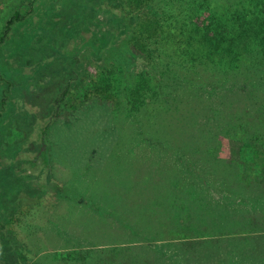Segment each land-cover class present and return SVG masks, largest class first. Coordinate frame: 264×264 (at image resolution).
<instances>
[{
  "label": "trees",
  "instance_id": "16d2710c",
  "mask_svg": "<svg viewBox=\"0 0 264 264\" xmlns=\"http://www.w3.org/2000/svg\"><path fill=\"white\" fill-rule=\"evenodd\" d=\"M37 1L29 0L28 9L13 11L0 26V127L14 117L13 110H19L20 119L26 116L36 83L48 82L52 76L37 77L36 72H29L34 58L51 63L50 54L30 55L34 28L27 22L37 16L35 26L42 29ZM246 1L107 3L100 10L101 24L96 29L97 62L85 68L81 85H74L76 78L69 80V87L56 99L52 116L57 123L68 116L74 122L70 124H76L80 115L90 116L91 111L112 112V108L121 106L119 95L124 97L129 90L127 95L133 98L130 115L143 116L138 131L150 149L158 150L156 155L162 160L160 164L155 160L160 169V183L155 187L163 201L153 209L160 219L151 220L153 226L156 221L159 226L157 238L179 239L180 235L197 233L194 237L209 240L216 238L211 236L213 233L221 234L218 241H207L211 247L204 248L198 257L188 241L183 243L178 250L179 260L193 264H261L260 256L246 250L256 246L226 237L228 232L264 227V222L257 220L259 214L257 219L247 220L240 204L264 206V1L256 5L258 11L244 6ZM0 3L6 8L7 0ZM120 43L137 60V74L129 87L131 79L125 76L123 66L101 64L107 62L108 54L115 55ZM90 44L86 49L90 50ZM77 61L81 62L79 58ZM49 128L46 126L41 134L47 147ZM224 138L238 147L228 159L221 156ZM17 152L13 150L9 159L14 161ZM164 157L167 162H163ZM146 177L151 179V174ZM17 185L9 191L19 192L29 184ZM256 190L262 199L259 195L248 196ZM220 193L225 203L219 208L214 200L218 202ZM199 197L211 198L213 204L197 205L196 201L202 200ZM36 209L21 206L8 225L18 218L29 223L28 213ZM201 238H196L197 242ZM227 249L235 250L238 257L229 259ZM152 259L166 264L154 256L149 262Z\"/></svg>",
  "mask_w": 264,
  "mask_h": 264
},
{
  "label": "rangeland",
  "instance_id": "374dc122",
  "mask_svg": "<svg viewBox=\"0 0 264 264\" xmlns=\"http://www.w3.org/2000/svg\"><path fill=\"white\" fill-rule=\"evenodd\" d=\"M113 1L38 0L35 6L42 29L35 26L37 16L27 22L34 28L30 55L50 54L51 62L31 58L29 72H36L37 77L50 73L52 76L48 82L36 83L37 90L33 89L30 95L32 107L24 118L18 116L19 110H13L14 117L0 127V264H160L153 259L149 262L153 256L160 262L164 259L166 264H193L179 260L178 250L184 242L190 243L198 257L204 248L211 247L207 241L213 243L221 237L213 233L211 236L216 238L205 240L191 233L180 235L179 239L157 238L159 226L157 221L153 226L151 220L160 219L153 209L163 201L155 187L160 183L155 160L159 164L162 160L156 155L158 150L150 149L138 131L143 116L130 115L133 98L127 95L129 90L124 97L119 95L121 106L112 108V112L91 111L90 116L80 115L76 124H70L74 122L68 116L63 123L52 117L56 99L69 87V80L76 78L74 85H81L85 68L97 62L94 55L99 50L96 29L101 24L100 10ZM261 1L264 0H247L244 6L258 11L256 5ZM28 2L7 0L6 8L0 3V13L4 12L0 14V26L13 11L28 9ZM44 9L49 13L45 14ZM86 44L92 46L90 50ZM120 44L115 55L108 52L107 62L101 64L121 65L125 76L131 79L137 74V60ZM134 80H129L128 87ZM48 125L49 147L41 136ZM223 141L221 156L228 159L238 147L225 138ZM15 149L18 152L12 161L9 157ZM163 162H167L165 157ZM9 174L14 176L7 178ZM146 174H151L150 180ZM16 184L29 185L22 186L19 192H10L9 189L18 188ZM256 195L262 199L257 190L248 196ZM223 196L220 193L218 202L214 200L218 207L225 203ZM198 199L202 200L196 201L197 205L213 204L211 198ZM240 204L247 220L257 219L259 214L257 220L264 222V213L260 212L264 206ZM23 205L37 208L28 213L29 223L18 218L9 226L11 217ZM259 227L228 232L226 237L256 246L246 250L260 256L264 264V227ZM196 238L201 239L197 242ZM234 251L227 249L229 259L238 257Z\"/></svg>",
  "mask_w": 264,
  "mask_h": 264
}]
</instances>
